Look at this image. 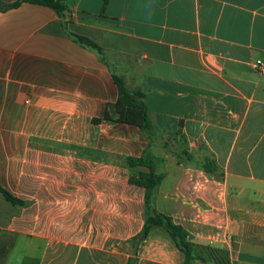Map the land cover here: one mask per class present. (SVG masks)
<instances>
[{
    "label": "crops",
    "instance_id": "obj_1",
    "mask_svg": "<svg viewBox=\"0 0 264 264\" xmlns=\"http://www.w3.org/2000/svg\"><path fill=\"white\" fill-rule=\"evenodd\" d=\"M62 3L63 17L30 3L0 11V187L20 201L0 194V264L30 241L87 264H109L110 249H131L135 264H182L160 227L130 243L144 191L123 159L144 151L164 174L153 208L187 232L190 264H264V73L254 68L264 69V0ZM113 76L143 94L151 146L136 127L91 123L117 100ZM61 170L78 190L83 175L95 186L76 193L68 219L50 206Z\"/></svg>",
    "mask_w": 264,
    "mask_h": 264
},
{
    "label": "trees",
    "instance_id": "obj_2",
    "mask_svg": "<svg viewBox=\"0 0 264 264\" xmlns=\"http://www.w3.org/2000/svg\"><path fill=\"white\" fill-rule=\"evenodd\" d=\"M21 3H30L52 9L59 17H63L66 10L62 0H18L13 3H1L0 11L16 8ZM71 39L79 45L100 51L99 47L87 38L69 34ZM114 84L117 87L118 97L115 103L109 104L101 119H92L91 123L96 125L104 123H121L138 128L145 136L147 141L153 131L150 118L140 91L129 92L125 89L122 80L113 76ZM179 158V156H178ZM126 165L130 168L132 176L128 179V183L144 191V217L141 231L130 239L133 248L143 240L151 227L157 226L162 228L171 238L177 249L184 255L182 264H190L193 260V250L191 243L187 238V232L178 224L174 223L172 218L166 214L157 212L152 205V196L158 188L160 182L164 178L163 173H157L154 164L147 152L138 157H127L124 159ZM134 169H140L134 173ZM206 174L212 175L211 160L207 159L203 167ZM0 194L11 204H20L18 199L12 197L7 191L0 187ZM205 262V260H202ZM126 264H130L128 260ZM135 264V263H132Z\"/></svg>",
    "mask_w": 264,
    "mask_h": 264
},
{
    "label": "rangeland",
    "instance_id": "obj_3",
    "mask_svg": "<svg viewBox=\"0 0 264 264\" xmlns=\"http://www.w3.org/2000/svg\"><path fill=\"white\" fill-rule=\"evenodd\" d=\"M145 140L147 141V139H144V141ZM148 142L150 143V146H151L153 139L149 137ZM61 145L66 146V144L62 142H61ZM151 151L153 152L155 151L153 146L151 147ZM61 156L65 157L68 155L62 154ZM108 158H110V160L113 161V163H120L122 160L121 159L122 157L117 156V155H108ZM128 174L133 175L130 170ZM128 174L126 173V175ZM61 178H68L67 170L60 171V179ZM81 179H82V182H79L78 186H80L82 189L79 188V190L76 187L72 186L71 184H68L67 182L63 181V179H61V183L59 185H55L50 188V191L52 193L51 197L54 198L55 200V201L53 200L54 202L51 203L50 206L55 207V210H56L55 214H57V216H59L60 218L68 219L73 214V212H77L76 210L77 201H75L76 198L74 197L76 196L79 199V195L76 194L77 192L80 191V193L85 194L87 193L86 188L87 189L89 188L88 189L89 191L90 189H93L95 187V186L92 187L90 185L92 183L88 181L87 175L81 176ZM121 182L122 180L119 179L118 183L115 182L114 185L110 184L109 192H110V189L120 190L121 186H115V184H119ZM126 186L125 188H127ZM81 201H83V199H81ZM82 206H83V203H81V208ZM24 246L25 245H23V247ZM117 252L123 253L125 254V256H122L118 254ZM21 254L23 256V260L19 262L18 258ZM131 254H132L131 249L126 250V251H122V250L116 251V249H110L109 254H108L109 264H126L127 262L126 257L127 255H131ZM96 256L99 258H102L100 254ZM9 264H87V260H86L85 254L83 253L79 255L77 258H74V252L68 247L59 245L56 247L55 250H51L50 248L45 247V244L43 241H33V242L30 241L29 246H26L23 249H20L18 247L12 251L11 260Z\"/></svg>",
    "mask_w": 264,
    "mask_h": 264
},
{
    "label": "built area",
    "instance_id": "obj_4",
    "mask_svg": "<svg viewBox=\"0 0 264 264\" xmlns=\"http://www.w3.org/2000/svg\"><path fill=\"white\" fill-rule=\"evenodd\" d=\"M254 68H256V70H258L260 73H264V69L262 67L258 66V67H254ZM24 103L27 104L28 101H25Z\"/></svg>",
    "mask_w": 264,
    "mask_h": 264
},
{
    "label": "water",
    "instance_id": "obj_5",
    "mask_svg": "<svg viewBox=\"0 0 264 264\" xmlns=\"http://www.w3.org/2000/svg\"><path fill=\"white\" fill-rule=\"evenodd\" d=\"M132 262H133V259L131 258V259H130V264H132Z\"/></svg>",
    "mask_w": 264,
    "mask_h": 264
}]
</instances>
